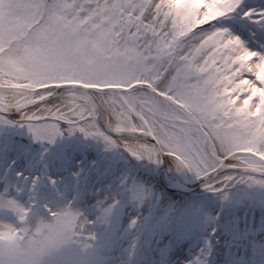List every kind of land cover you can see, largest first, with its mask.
I'll use <instances>...</instances> for the list:
<instances>
[{
	"label": "snow or ice",
	"instance_id": "obj_1",
	"mask_svg": "<svg viewBox=\"0 0 264 264\" xmlns=\"http://www.w3.org/2000/svg\"><path fill=\"white\" fill-rule=\"evenodd\" d=\"M0 125L166 157L210 189L264 176V0H0Z\"/></svg>",
	"mask_w": 264,
	"mask_h": 264
},
{
	"label": "rangeland",
	"instance_id": "obj_2",
	"mask_svg": "<svg viewBox=\"0 0 264 264\" xmlns=\"http://www.w3.org/2000/svg\"><path fill=\"white\" fill-rule=\"evenodd\" d=\"M20 135L35 140L27 131L0 125V151L22 161L0 164V190L19 184V194L27 187L18 200L0 203V216H12L0 218L11 229L0 238L47 223L61 245L53 264H264V178L209 194L207 207L202 199L163 193L146 170L130 168L123 151L101 138L69 133L55 149L39 142L34 151ZM65 143L88 147L79 153L85 161L78 168L64 166ZM41 158L38 173L28 176L25 165L34 167L32 160ZM18 171L26 180L38 177L34 192L31 182L15 180ZM199 225L208 229L199 232Z\"/></svg>",
	"mask_w": 264,
	"mask_h": 264
},
{
	"label": "clouds",
	"instance_id": "obj_3",
	"mask_svg": "<svg viewBox=\"0 0 264 264\" xmlns=\"http://www.w3.org/2000/svg\"><path fill=\"white\" fill-rule=\"evenodd\" d=\"M60 246L47 223L36 224L27 234L0 238V264H53Z\"/></svg>",
	"mask_w": 264,
	"mask_h": 264
},
{
	"label": "bare ground",
	"instance_id": "obj_4",
	"mask_svg": "<svg viewBox=\"0 0 264 264\" xmlns=\"http://www.w3.org/2000/svg\"><path fill=\"white\" fill-rule=\"evenodd\" d=\"M131 160L135 164L139 165L140 167H143L145 170L150 171L151 173H155L156 167L158 165V163H155V162L141 161V160H137V159H133V158H131ZM166 161H167L166 162L167 163V171L163 175L164 181L170 187H174V188H178V189H184L185 185L179 184L178 180H183L186 183H188L192 179V177H194L192 172L189 170H186V169H183V170L177 169L175 164L173 162H171L168 158H166ZM225 175L226 176H236L238 178L235 179L234 181L227 183V184H220L219 187H217L215 189H210L207 186V183L204 181L194 192H192V194L203 195L205 193L209 194V193H213V192L224 191L226 189H233V188H236V187L242 185L247 180H249L247 178V174L243 173V172H241V173L228 172V173H225ZM181 199H182V194H181ZM12 223H15V221H13ZM9 232H11L10 224L8 222L0 220V235H4V234L9 233Z\"/></svg>",
	"mask_w": 264,
	"mask_h": 264
},
{
	"label": "water",
	"instance_id": "obj_5",
	"mask_svg": "<svg viewBox=\"0 0 264 264\" xmlns=\"http://www.w3.org/2000/svg\"><path fill=\"white\" fill-rule=\"evenodd\" d=\"M166 162H167L166 157H162L160 159V162L158 163V165L156 167L155 178L157 179V181L160 185V188L164 189L167 193L182 194L183 196H188L189 194L194 192L204 182V180H202L199 177H192V179L188 183H186L183 180H178L179 184L185 185L184 189H178V188L170 187L169 185H167V183L163 179V175L167 171V163ZM254 176H259V177L264 178V176H261L259 174H256Z\"/></svg>",
	"mask_w": 264,
	"mask_h": 264
}]
</instances>
